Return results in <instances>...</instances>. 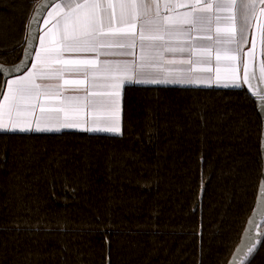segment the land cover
<instances>
[{
  "label": "trees",
  "instance_id": "trees-1",
  "mask_svg": "<svg viewBox=\"0 0 264 264\" xmlns=\"http://www.w3.org/2000/svg\"><path fill=\"white\" fill-rule=\"evenodd\" d=\"M39 1L0 0L1 64ZM258 99L130 85L120 135L0 133V264H230L262 172ZM259 234L237 264H264Z\"/></svg>",
  "mask_w": 264,
  "mask_h": 264
},
{
  "label": "snow or ice",
  "instance_id": "snow-or-ice-1",
  "mask_svg": "<svg viewBox=\"0 0 264 264\" xmlns=\"http://www.w3.org/2000/svg\"><path fill=\"white\" fill-rule=\"evenodd\" d=\"M257 3L264 5V0H61L56 7L64 6L67 12L57 19L60 26L59 48H44L42 41V50L37 53L38 64H33L31 70L23 69V65L29 61L22 60L21 64L16 66L14 71H24L26 74L8 81L6 93L0 90V96L3 97L0 113L8 118L7 122L0 123V131L32 130L23 127L17 129L15 117L22 112L33 113L37 108L40 110V117L36 120L35 130H52L39 127L40 119L48 115V106L44 103V98L54 92H61L64 85L58 81L64 79L65 71L83 73V80H65L64 83L74 85L78 90L83 89L85 107L88 108L93 104L91 97L97 84L95 79L97 72L105 74L104 82L111 89V93L116 95L120 86L127 83H181L178 77L142 79L138 72L147 60L161 56L164 52L188 53V60H181L180 63H207L211 54L210 49L214 44L235 45L231 51L238 54L241 51L240 41L243 40L244 43L248 41L242 35L244 27L237 28V20L243 19L246 24L248 16L255 14ZM177 4L186 11L174 15ZM261 11L264 12V8H261ZM258 27L264 40V24H258ZM28 28V37L38 36V26H34L30 21ZM185 36L187 40L177 46H170L168 43L174 38ZM137 46L140 48L141 56L138 61L132 62L114 64L102 61L97 64L94 59H65L63 55L64 50L91 51L99 57L113 49L132 54L129 50ZM30 48L31 41L29 48L25 49L26 55L29 54ZM216 51L219 61L220 48ZM193 56H196L195 60ZM53 61L62 64L63 67L59 69L52 67ZM170 63H176V60L173 59ZM3 71L5 69L0 67V72ZM254 78L255 75L249 76L245 69L244 83L250 84ZM53 80L57 83H43ZM224 86L239 88L243 87V84L234 81L231 85ZM260 100L264 102V95L260 96ZM61 110L63 109L57 108V112ZM73 124L74 122L65 121L62 127H72ZM103 130L118 134L119 124L113 120ZM261 152L264 155V140L261 142ZM261 200H264V176L261 178L257 202L260 203ZM259 239L257 236L250 237L246 253L243 254L244 259L256 251V244L251 241L259 242Z\"/></svg>",
  "mask_w": 264,
  "mask_h": 264
},
{
  "label": "crops",
  "instance_id": "crops-1",
  "mask_svg": "<svg viewBox=\"0 0 264 264\" xmlns=\"http://www.w3.org/2000/svg\"><path fill=\"white\" fill-rule=\"evenodd\" d=\"M61 0L52 5L45 13L39 28L35 51L32 60L28 67L31 70L33 64H38L37 53L43 47L49 49L59 48L60 26L57 24L58 17L66 14L67 9L64 6L59 8L56 5L60 4ZM264 5L257 3L255 14L249 15L247 23L243 19L237 20V28L243 26V36L247 38V43L240 41L241 51L237 54L231 51L235 45L223 44L213 45L210 49V57L207 63L203 62H185L180 63L181 60H188V53L180 52H164L161 56L149 59L145 62L144 67L139 70L138 74L142 79H163L165 77L180 78L181 83H127L122 84L119 88L118 95L112 94L111 89L104 82L105 74L97 72L95 79L97 84L93 90V104L90 108L85 107V93L83 89H76L74 85H65V80L76 81L83 80V73L64 72V79L59 80L58 83L64 85V88L59 93H52L44 98V103L48 106V115L40 119L39 127L41 129H52L36 131V120L40 117V110L37 108L33 113H20L15 117L17 129L20 127L30 128L29 131H0V133H44L56 134L61 132L85 133V134H102L109 136H116L121 134V112L123 91L126 86L140 85V86H165V87H192V88H215V89H240L245 88L250 94L256 97L264 95V66L262 64V56L264 55V40L261 38V32L258 24H264V12L261 11ZM186 9L177 7L174 10V15L183 13ZM213 34L214 30H213ZM223 39V37H222ZM187 37L174 38L168 43L170 46H177ZM253 41L255 47H253ZM220 48L219 61L217 60L216 49ZM131 51L132 54L117 49H113L106 55L97 57L95 52L91 51H70L64 50L65 59H94L97 64L102 61H110L114 64L119 62L138 61L141 56L139 46ZM235 57V59H232ZM176 60V63H170L171 60ZM196 59V56H193ZM52 67L62 68L63 65L55 61L52 62ZM245 69L249 76L255 75L251 79L250 84L244 83ZM11 77L5 81L3 91L7 92V82L15 80L16 78L25 75ZM234 81L242 83L243 87H225V84L231 85ZM43 83L55 84L57 81H44ZM86 86V85H85ZM111 94V99H110ZM3 97L0 98L2 103ZM114 101V103H113ZM57 108L63 110L57 112ZM117 121L119 124V133L104 131L103 129L109 126V122ZM8 118L0 113V123L7 122ZM67 122H74L72 127H62V124ZM55 129H60L56 131ZM90 129H101L99 131Z\"/></svg>",
  "mask_w": 264,
  "mask_h": 264
},
{
  "label": "water",
  "instance_id": "water-1",
  "mask_svg": "<svg viewBox=\"0 0 264 264\" xmlns=\"http://www.w3.org/2000/svg\"><path fill=\"white\" fill-rule=\"evenodd\" d=\"M58 1H60V0H54V2H53V0H40L35 5L29 22L31 21L34 26H38V28H40L41 21L45 15L46 11L50 8L47 6L48 5L52 6ZM34 17H35V19H33ZM28 31H29V28L27 26L26 39H25L23 50H22L21 58L19 59V61L16 62L15 64H12V65H5V64L0 63V67L5 69V71L0 72V75L2 76L4 81H6L7 79H9L11 77H14V76H17V75L24 73V71H20V72L14 71L16 66L21 64L22 60H28L29 61V63L23 65V69H28V67L30 65V62L32 60V56L34 53V51H32V49L35 50L38 36L28 37ZM29 41H31V48L29 50V54L26 55L25 49L29 48ZM262 104H264V102H262L260 100V97H259V99L257 101V108H258V112H259L261 119H262V122H263L260 147H261L262 140H264V106H262ZM261 154H262V152H261ZM262 160H263V165H262V172H261V176H260V183H261L262 176H264V155H262ZM260 183H259V186H260ZM259 186H258V190H259ZM258 190H257V196H256L254 210L247 220L246 227H245V230H244L243 236H242V241H241L240 245L237 247L234 255L232 256L230 264H237L238 262H241L244 259L243 254L246 253L247 245L249 244L250 237H252V236L260 237V234H259L260 228L264 224V200H261L260 203L257 202ZM251 242L253 244H256V248H257L259 245L260 239H259V242H257L256 240H253Z\"/></svg>",
  "mask_w": 264,
  "mask_h": 264
},
{
  "label": "built area",
  "instance_id": "built-area-1",
  "mask_svg": "<svg viewBox=\"0 0 264 264\" xmlns=\"http://www.w3.org/2000/svg\"><path fill=\"white\" fill-rule=\"evenodd\" d=\"M261 61H262V64H263V66H264V55L262 56Z\"/></svg>",
  "mask_w": 264,
  "mask_h": 264
}]
</instances>
